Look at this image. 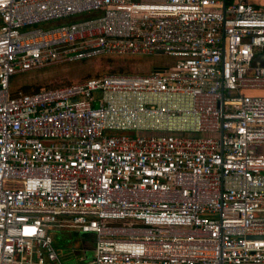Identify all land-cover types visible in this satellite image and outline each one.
Listing matches in <instances>:
<instances>
[{
	"label": "built area",
	"instance_id": "obj_1",
	"mask_svg": "<svg viewBox=\"0 0 264 264\" xmlns=\"http://www.w3.org/2000/svg\"><path fill=\"white\" fill-rule=\"evenodd\" d=\"M167 55L9 94L12 75ZM251 71V74L248 72ZM264 7L243 0H0V264H264Z\"/></svg>",
	"mask_w": 264,
	"mask_h": 264
},
{
	"label": "rangeland",
	"instance_id": "obj_2",
	"mask_svg": "<svg viewBox=\"0 0 264 264\" xmlns=\"http://www.w3.org/2000/svg\"><path fill=\"white\" fill-rule=\"evenodd\" d=\"M173 63L172 57L161 54L95 56L14 74L9 79V89H15L22 84L29 85L30 89L56 87L106 72H148L153 68L169 66ZM251 73V71L248 72V74ZM241 94L264 96V89H244L241 90ZM260 151L264 152V148ZM47 233L52 238L61 264H87L89 262L92 252L87 250L90 245H85L87 239L85 236L71 229L56 227H50Z\"/></svg>",
	"mask_w": 264,
	"mask_h": 264
},
{
	"label": "trees",
	"instance_id": "obj_3",
	"mask_svg": "<svg viewBox=\"0 0 264 264\" xmlns=\"http://www.w3.org/2000/svg\"><path fill=\"white\" fill-rule=\"evenodd\" d=\"M225 1L227 2V1H231V0H225ZM243 1L246 2V3H250V4L254 5V6L261 5V6L264 7V0H243ZM108 73H120V72H108ZM121 73H124V72H121ZM139 73H142V72H139ZM96 76H98V75H96ZM87 78H89V77H87ZM84 79H86V78H84ZM42 88H44V87H42ZM39 89L40 88H37V87H33V88L30 89L29 85L22 84V85H20L19 87L15 88V89H12V90L9 89V94L12 95L18 90H20V91L22 90L21 92H24V93H29V92L37 91Z\"/></svg>",
	"mask_w": 264,
	"mask_h": 264
},
{
	"label": "crops",
	"instance_id": "obj_4",
	"mask_svg": "<svg viewBox=\"0 0 264 264\" xmlns=\"http://www.w3.org/2000/svg\"><path fill=\"white\" fill-rule=\"evenodd\" d=\"M83 236H85V238H87L86 239V244L85 245H87V244H89V242L91 241V239H92V235H87V234H83ZM83 248H85V247H83Z\"/></svg>",
	"mask_w": 264,
	"mask_h": 264
}]
</instances>
